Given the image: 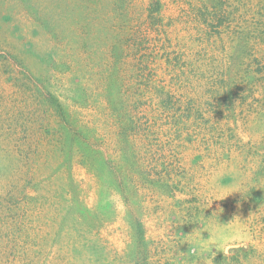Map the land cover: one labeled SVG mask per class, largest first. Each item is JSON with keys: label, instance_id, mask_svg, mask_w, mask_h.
<instances>
[{"label": "rangeland", "instance_id": "374dc122", "mask_svg": "<svg viewBox=\"0 0 264 264\" xmlns=\"http://www.w3.org/2000/svg\"><path fill=\"white\" fill-rule=\"evenodd\" d=\"M149 1L0 0V264H264V44L213 59L162 0L174 80L121 28Z\"/></svg>", "mask_w": 264, "mask_h": 264}, {"label": "trees", "instance_id": "16d2710c", "mask_svg": "<svg viewBox=\"0 0 264 264\" xmlns=\"http://www.w3.org/2000/svg\"><path fill=\"white\" fill-rule=\"evenodd\" d=\"M216 1L218 2H214L212 5L210 4V0L202 1V5L200 6L195 4L197 7V9L195 8V18L191 19L190 17L193 16L190 14L188 15L190 18L189 25L192 26L190 29L195 30V34H191V36H188V38L190 40L196 38V41H198L200 44L207 45V47L204 48L203 54H209L210 52V54L213 55V59L216 56L223 58L224 51H227V48L229 46H233L237 41L247 44L250 42V40H253L256 41V44L258 41L264 44V0H260L256 5L254 3H248L246 0H240L239 2L241 4L238 7L233 6L234 3H231L233 0H229L230 3H225V5L221 0ZM170 2L180 5L178 0H170ZM164 5L165 2L162 0H150L146 8L147 12L149 11V23L140 24L138 27L134 28V24L130 22V24H126L124 27H121L123 29V33H125L128 38L129 36L137 37L139 35L141 37V44L144 45L145 43L148 44L146 33L150 30H154L157 33V36L154 37V41L149 45H154V43L158 42L159 45L155 44L154 47L156 49L161 47V49L165 50L167 53L168 50L177 44L175 42V35L178 31L181 32V29L178 26V24H180L179 20H177V23L175 20H172V18L167 21L165 20V17H163ZM256 6L258 9L257 12H255ZM200 25H202V28ZM197 26L198 30L196 29ZM118 34L120 37V32ZM114 36L118 37L117 33H114ZM129 42H134V40L131 38ZM177 46L179 50L183 45L178 43ZM113 48L116 49L117 46ZM155 48L152 50L154 51ZM166 53L162 55H165ZM169 56L170 55L167 53V69H169V72H171L172 78L176 80L178 78V65H180L181 69L183 70L182 61L184 59V53L173 58ZM178 57L181 59V61L174 63L178 60ZM229 68L230 74L231 72L233 73L231 75L226 73L224 74L228 75L225 76V78L229 81L232 79L231 77H233L234 82L228 83V86H231L228 92L232 94L233 86H235L234 89H238L237 86L240 85L237 83V80L242 79L243 70H238L235 72L233 71V67ZM203 76L206 75L203 73ZM182 79L184 78H180V80ZM175 96L176 94L169 93L166 94L165 97H162L163 99H166L164 106H168L170 104L168 101H171L173 98L176 99ZM232 100H237V98L232 97Z\"/></svg>", "mask_w": 264, "mask_h": 264}, {"label": "clouds", "instance_id": "9594fccd", "mask_svg": "<svg viewBox=\"0 0 264 264\" xmlns=\"http://www.w3.org/2000/svg\"><path fill=\"white\" fill-rule=\"evenodd\" d=\"M230 239H231V238H224V239H223V243H224L223 252H225V253H227V251L229 250L228 247H227V245H228V243L230 242Z\"/></svg>", "mask_w": 264, "mask_h": 264}]
</instances>
